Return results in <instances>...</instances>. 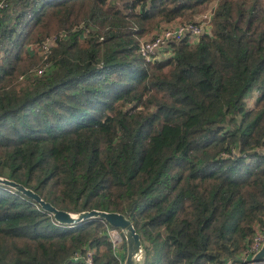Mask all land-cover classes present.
Here are the masks:
<instances>
[{
    "label": "trees",
    "instance_id": "16d2710c",
    "mask_svg": "<svg viewBox=\"0 0 264 264\" xmlns=\"http://www.w3.org/2000/svg\"><path fill=\"white\" fill-rule=\"evenodd\" d=\"M3 1L0 178L72 215H123L139 264H240L264 227V0ZM215 3L198 42L140 57ZM109 228L58 225L0 186V264H118Z\"/></svg>",
    "mask_w": 264,
    "mask_h": 264
},
{
    "label": "built area",
    "instance_id": "2783aa9c",
    "mask_svg": "<svg viewBox=\"0 0 264 264\" xmlns=\"http://www.w3.org/2000/svg\"><path fill=\"white\" fill-rule=\"evenodd\" d=\"M6 7L5 1H0V12ZM216 8V3L204 13L198 15L194 21L188 23L173 22L165 25L150 35L143 38L139 42L138 53L140 57L146 63H155L166 58L167 50L172 44L179 43L183 40H188L194 44L198 42L199 38L206 33L210 28V23L213 16V11ZM55 38H50L43 44V49L48 51L49 48L54 45ZM44 72V68H39L35 71L36 76H41ZM22 77L20 78V80ZM255 95L257 92H254ZM256 153L264 154V143L254 150ZM237 152L232 149L228 155H222V157L235 156ZM108 239L111 242L112 250L118 264L124 263V258L120 257L119 253L123 250L124 241L121 236V232L117 229H107ZM264 244V227H258L255 234L252 237L251 242L248 245L246 254L254 256ZM87 264H90L88 259Z\"/></svg>",
    "mask_w": 264,
    "mask_h": 264
},
{
    "label": "water",
    "instance_id": "95a60500",
    "mask_svg": "<svg viewBox=\"0 0 264 264\" xmlns=\"http://www.w3.org/2000/svg\"><path fill=\"white\" fill-rule=\"evenodd\" d=\"M0 186L10 188L27 199L33 201L41 210L61 226L73 227L89 221H104L112 229L119 230L125 240L126 256L123 264H139L142 257V246L140 236L137 234L132 223L123 215L118 213H107L103 211H89L79 215H72L59 211L49 203L43 201L37 194L25 189L23 186L6 179L0 178ZM248 264H264V244L261 249L251 258Z\"/></svg>",
    "mask_w": 264,
    "mask_h": 264
},
{
    "label": "crops",
    "instance_id": "0c3cea01",
    "mask_svg": "<svg viewBox=\"0 0 264 264\" xmlns=\"http://www.w3.org/2000/svg\"><path fill=\"white\" fill-rule=\"evenodd\" d=\"M214 4L211 5V7L213 6ZM124 250V249H123ZM120 257L123 256V251H121L119 253ZM123 258V257H122ZM252 256L246 254V252L241 256V263L240 264H248V262L251 260Z\"/></svg>",
    "mask_w": 264,
    "mask_h": 264
},
{
    "label": "rangeland",
    "instance_id": "374dc122",
    "mask_svg": "<svg viewBox=\"0 0 264 264\" xmlns=\"http://www.w3.org/2000/svg\"><path fill=\"white\" fill-rule=\"evenodd\" d=\"M121 236H122V239H123V241H124V237H123L122 233H121Z\"/></svg>",
    "mask_w": 264,
    "mask_h": 264
}]
</instances>
